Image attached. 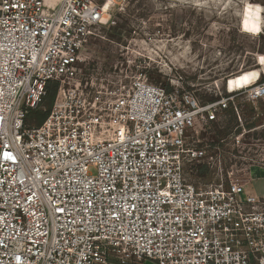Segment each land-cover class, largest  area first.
<instances>
[{
    "label": "built area",
    "instance_id": "2783aa9c",
    "mask_svg": "<svg viewBox=\"0 0 264 264\" xmlns=\"http://www.w3.org/2000/svg\"><path fill=\"white\" fill-rule=\"evenodd\" d=\"M100 1L0 0V264H264V198L185 175L205 157L199 127L264 99V80L208 102L139 77L65 88L114 22ZM53 81L49 113L27 123Z\"/></svg>",
    "mask_w": 264,
    "mask_h": 264
},
{
    "label": "rangeland",
    "instance_id": "374dc122",
    "mask_svg": "<svg viewBox=\"0 0 264 264\" xmlns=\"http://www.w3.org/2000/svg\"><path fill=\"white\" fill-rule=\"evenodd\" d=\"M247 2L260 7L259 34L241 29ZM108 15L114 22L98 28L65 88L78 85L85 93L127 88L139 77L183 87L208 102L223 97L228 77L248 68L264 74V0H113ZM48 104L47 97L29 111L28 123L36 124ZM199 128L196 138L205 157L186 165V179L238 180L243 196L264 198V99L234 98ZM202 165L206 169L199 172ZM128 264L157 263L141 258Z\"/></svg>",
    "mask_w": 264,
    "mask_h": 264
},
{
    "label": "bare ground",
    "instance_id": "6f19581e",
    "mask_svg": "<svg viewBox=\"0 0 264 264\" xmlns=\"http://www.w3.org/2000/svg\"><path fill=\"white\" fill-rule=\"evenodd\" d=\"M113 3V0H105L102 2V11H103V17L106 18L108 16L109 9ZM107 5V7H105ZM254 6V8H253ZM259 5H251V3L247 2L244 4V9L240 21L241 29L245 32H250L252 34H259L261 32V25H260V19H259V12H256V9H259ZM245 9H251L252 15L245 16ZM248 20V26L252 27L253 25L259 29L257 32H251L247 31L245 27V20ZM261 75V71L258 68H248L246 70L240 71L230 77L225 81V86L229 90H233L234 88L241 87L244 85H249L251 83H255L259 80ZM248 76L249 80L248 82H245L241 79V77Z\"/></svg>",
    "mask_w": 264,
    "mask_h": 264
},
{
    "label": "trees",
    "instance_id": "16d2710c",
    "mask_svg": "<svg viewBox=\"0 0 264 264\" xmlns=\"http://www.w3.org/2000/svg\"><path fill=\"white\" fill-rule=\"evenodd\" d=\"M263 80H264V74L261 73L260 78H259V81H263ZM57 86H58V83L55 82V81L50 82L48 84L47 93H46V96L44 97V99L47 98V97L49 98L48 109L45 111V113H42V115L38 116V118L36 120L37 121L36 124H40L42 122V120L49 113V110H50V108L52 106V103H53V100H54V97H55V94H56V91H57ZM167 88L170 89L169 86ZM31 111H33V110H31ZM29 114H28L27 119H26L27 123H28V117L30 116ZM205 169H206V166L205 165H202L199 172H203V171H205Z\"/></svg>",
    "mask_w": 264,
    "mask_h": 264
},
{
    "label": "snow or ice",
    "instance_id": "6c2138e0",
    "mask_svg": "<svg viewBox=\"0 0 264 264\" xmlns=\"http://www.w3.org/2000/svg\"><path fill=\"white\" fill-rule=\"evenodd\" d=\"M105 7H107V5H105ZM255 11L256 12H259V9H256ZM252 14L253 13H252V10L251 9H245V16L246 17L249 16V15H252ZM248 23L249 22L246 19L245 20V27H246V30L247 31H251V32H257V31H259V29L256 28L254 25L252 27H249L248 26ZM260 63L261 64H264V56L260 57ZM241 79L244 80L245 82H248V80H249L248 76L241 77ZM6 158H9L10 159L11 157L6 155Z\"/></svg>",
    "mask_w": 264,
    "mask_h": 264
}]
</instances>
